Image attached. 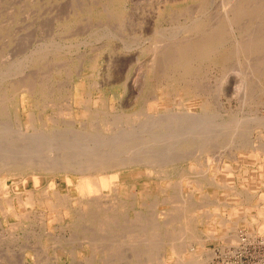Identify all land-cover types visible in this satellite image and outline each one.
I'll return each instance as SVG.
<instances>
[{"label":"rangeland","instance_id":"obj_1","mask_svg":"<svg viewBox=\"0 0 264 264\" xmlns=\"http://www.w3.org/2000/svg\"><path fill=\"white\" fill-rule=\"evenodd\" d=\"M232 1L0 0V75L3 76V78L0 76V144H4V150L10 146L9 143L13 148L15 144V147L17 148H14V151L11 147L9 148L16 155L14 157H19L21 154L28 155L30 152H36L34 154L40 153L38 154L39 156L46 158L49 157V159L51 158L54 160L57 159V161L64 164L67 160H74V157H70L72 155L76 156L77 152L81 150L80 147L82 148L81 151H83L84 149L86 150V148L92 150L93 148L91 149V147L94 146V148H96L95 151L99 150L97 152L98 154L102 151H112L113 146L111 143L114 138L111 139V137L113 133L117 131L116 133H119V135H127L131 129L130 134L135 133L136 136L139 135V137L136 138L137 142L135 144H128V149H131L129 154L132 156H140L141 154L136 155L133 152L138 150V153H143L142 151L148 150L147 152L152 154L155 153V155L158 156H164L167 154L172 159V162L170 163L163 160L160 162L161 165L155 164L154 170L156 172L154 173V176H148L145 167L142 165L133 168V172L131 171L132 173L127 169L121 171V176L125 178H123V185L107 197L115 204L107 212H100L101 214L99 213V216L97 215L95 218H92L89 214L87 215L83 213L84 209L77 202L80 193L76 188L77 175L75 173H69L70 176H72L73 183L68 185L65 182V175L61 171H46L38 168L33 171L31 170L30 172L27 171V173L24 172L25 174H21L22 171L18 170H13L8 173L0 172V177L4 175L7 185L9 186V192L7 194L3 193V195L0 193V205H4L3 209H7L8 213L11 211V214L4 213L5 216H3L2 221L0 220V250H2L0 253H3L2 257H0V264H25V262L26 264H44L43 262H45V264H264V228H262L264 226V45L262 44L264 41L262 42L263 39L260 41V39L264 37H261V35H264V22H262L264 21V18L260 20V18L264 16V8L262 6L264 5V0ZM230 2H232V4ZM257 5L258 7H256ZM257 8H260L258 14H256V10H258ZM229 10L233 11L231 12ZM243 10L246 11V14ZM228 11L230 13H228ZM240 12L242 16H239L240 14L238 13ZM260 12L263 14L260 15ZM248 13L250 14L248 15ZM251 13H253L254 16L251 15ZM232 14L235 16L233 17ZM193 19L194 21H192ZM224 20H229V22L225 23ZM209 21L212 24L206 25ZM234 22L235 24H233ZM186 24L188 26H185ZM223 24L225 25V28ZM209 25L212 26L210 27ZM259 26H262L261 28H263L261 31L257 29H260ZM178 30L181 32L178 33ZM245 31L247 33H244ZM153 32L156 33L153 34ZM165 32L166 36L164 35ZM212 32H214V34L211 35ZM201 33L205 36H202ZM243 33L248 36H244ZM172 34H175V36L173 37ZM167 36L170 38L168 37V39ZM252 36L255 38L256 42H260L256 43L253 41L254 39ZM156 37L158 39L159 37H162L160 38V44L162 46L158 43L160 41L157 40ZM186 37L187 39H185ZM188 37L190 38L188 39ZM234 37L238 39L235 40ZM251 37L253 42L250 40ZM199 38H201L200 42L198 40ZM239 38L243 40H240ZM172 39H174V41ZM176 39L178 40L175 41ZM238 40L241 41V44L243 42L246 43L245 41L248 40L250 42L248 41L246 45H244V43L239 45L240 42ZM162 41L165 42L162 43ZM235 41L236 43L237 41L239 42L237 43L238 45ZM156 42L158 43V46H154ZM177 42H179V44H177ZM163 44H167L165 45L166 47ZM222 44L224 47H221ZM248 44L250 45L248 46ZM258 44L263 47L260 46L257 48ZM217 46L219 47L216 48ZM234 46L236 48H234ZM181 47L186 49L189 48L186 58L189 63L187 62V64L181 62L182 59L180 57L182 54L180 53L183 49ZM240 47L242 49L247 48L248 51L247 49L244 51L241 50L242 53H240V51H238ZM249 47L252 49H249ZM232 48L235 50L233 49V51ZM221 49H223V51H221ZM207 50L210 51L207 52ZM203 51L206 53L202 56ZM257 51L260 53H257ZM246 52L248 54L252 53V55H247ZM209 54L211 57H208ZM25 57L27 58V61ZM207 57L211 59H208ZM194 59H196L195 65ZM207 60L210 61L208 62ZM260 60L262 61L260 62ZM158 62L161 63L159 64ZM204 63L206 67L203 65ZM14 64L18 65L15 66ZM158 64L159 66H157ZM164 64H167L166 67ZM199 64L202 65L200 66ZM89 65L91 67H89ZM67 66L69 68H67ZM162 66L164 70L161 68ZM68 69L71 71L69 70L67 72ZM197 69L200 71V74H198ZM256 69L258 71H256ZM42 70L44 71L40 74ZM12 71L17 72V74ZM255 71L257 74L255 73L252 75ZM259 72H261V75ZM259 76L261 77L259 78ZM189 77H191L190 80ZM29 78L30 80L33 79L31 83L29 82ZM20 79L24 81H21ZM196 79L202 88H200ZM16 81L17 83H15ZM194 83H197L198 85L196 84L197 86H195ZM245 83L249 87L252 86V89L247 88L246 90ZM30 84L32 85V91L30 90L31 87L28 89ZM192 84H194V86ZM254 86L256 87L254 88ZM197 87L199 88L197 89ZM176 90L178 91L176 92ZM182 92L185 94H182ZM151 96H154V98ZM205 96L207 99L209 98L208 101ZM85 98H89V101ZM204 100L206 101V104ZM84 101L86 103H84ZM207 102H209V104ZM177 104L180 105L177 106ZM188 104L193 106L191 109L192 111L187 109ZM63 108H66L64 110L68 111H64ZM160 108H162V110ZM6 109L7 112H5ZM88 111L90 112L88 113ZM150 111L153 113L149 116ZM154 111L157 113L155 114ZM159 114L161 116L160 120L163 118L168 119L165 124L159 122ZM201 114L206 119L202 118V116H200ZM46 115L50 117L48 118ZM143 116H145V118H143ZM157 116L158 122H156ZM70 117H72V122H70ZM208 117H212V120ZM29 118L31 119L30 121ZM195 119H198L200 122L202 121L203 125ZM151 120L154 123H151ZM190 120L192 121L191 123H196V125H191ZM221 120H224V123ZM227 120L228 122H226ZM2 121H4V123ZM46 122L49 123L47 124ZM149 122L151 124H149ZM78 123H80L81 126ZM82 124H84V126ZM179 124H181L180 127H178ZM185 124L187 126H185ZM204 124L206 126H204ZM219 124H221V126ZM182 127L183 129H181ZM186 127L187 130L185 131ZM135 128L140 131L135 130ZM191 128L193 132H189L191 131ZM121 130L127 131L126 134L124 132L122 133ZM132 130L133 132H131ZM37 131H42V133L39 132L38 134ZM202 131L204 132L201 134ZM213 131H216V133H212ZM24 132H29L28 135L33 134L27 138V134L25 135ZM17 134L20 136L18 137ZM40 134H43L44 137L47 136L45 137L47 140L43 135L42 137L44 139L39 136ZM173 134L174 138L168 140ZM23 135L27 139H24ZM150 135H160L161 137L163 135L164 137L162 142H157L158 144H155L150 141ZM33 136H37L38 138L34 137L33 141ZM13 137H15V139ZM49 137L51 141L48 139ZM54 137L61 142H57V139ZM96 137L97 141L98 139L103 140L100 138L103 137L105 142H101V140V143L95 141ZM81 138L85 139V141ZM90 138H92L93 140H91L93 142L95 141V143L91 140H88L89 142L86 140ZM28 140V147H26V145L23 146ZM43 140H46V143L49 141V143L46 144ZM55 140L57 144H55ZM233 140L235 142H233ZM255 140L257 142H255ZM31 141H33L32 143H35L34 145L37 144L39 149H36V146L34 145V147L31 146ZM39 141L40 143L44 142L43 145L46 144V147L44 148H46L45 150L47 152L43 150V145L38 143ZM53 144H55V146L57 145V148H54L55 146L53 147ZM76 144L79 146L78 149ZM96 144L98 147H96ZM1 145L0 149H3ZM17 145H20L21 147L19 146V148ZM41 145L42 147H40ZM65 145H67V149L63 148ZM99 145H101L100 148ZM58 147L61 148L59 149ZM33 148L35 151L32 150ZM156 149L157 151H155ZM22 150L29 151L23 152ZM90 150L87 155L93 157L94 153ZM139 150L142 151L140 152ZM152 150H154V152H151ZM213 151H215V153ZM68 153H71L72 155H69ZM172 153H176V156ZM182 154H185V156ZM172 155L175 157H172ZM177 155H181V158H176L178 157ZM206 156H208L209 161L205 160L207 159ZM210 156L212 158H210ZM226 163L229 166H226ZM215 164L218 166L220 165L219 168ZM195 165H197V167ZM239 165H241V167ZM199 168L202 170H199ZM218 169L221 170V172ZM225 171L226 173H224ZM32 174L37 177L39 176L38 179L40 180L37 185H34L33 178L31 177ZM22 178L24 179V183ZM50 181L53 182V186H50ZM14 182H17L16 190L13 189ZM199 187H202L203 189ZM43 189H45V191ZM46 190L48 193L51 191L48 197L43 195V192H46ZM234 190L235 192H233ZM28 191L32 193L34 192L33 195L36 201L33 205L29 202ZM105 192L108 193L110 191H107L106 189ZM205 192L207 194H205ZM176 196L178 197L176 198ZM5 199L9 200L10 204H7L9 202ZM4 200L6 201V205L4 204ZM199 203L201 205H199ZM17 205L21 206L17 207ZM204 205H206V207ZM1 206L0 209L2 210ZM197 207L203 208L198 209ZM202 210L204 213H202ZM205 212L210 214L207 215ZM179 214L181 217H179ZM218 214L220 215L218 216ZM170 216L172 217L171 221H169L171 218ZM243 216L246 220H244ZM175 217H177V219ZM226 217H229L230 219L227 218V220ZM213 218H215L214 222H212ZM42 219L43 221H41ZM164 219L166 220L164 221ZM209 219L210 221H208ZM258 219L260 221L255 222L256 220L258 221ZM219 220L224 221L220 222ZM260 222L263 225H261ZM257 223L259 226L261 225L260 228ZM58 225H60V227ZM209 228L210 230H208ZM226 229L227 231H225ZM118 232L121 233L119 234ZM136 232L139 233L140 237L137 236L132 238V234ZM163 232L166 233L164 234ZM225 232L226 236L224 235ZM173 233L176 235V238L173 237L172 241L176 244V247L172 250L167 243L169 242V238L172 235L174 236ZM127 234L131 237H128ZM180 234H182L183 238ZM232 234H237L238 236L235 237ZM82 235L86 236L82 237ZM167 235L170 236L168 237ZM222 235H224V239L222 237L221 240ZM233 236L235 239L232 238ZM238 237L242 238L243 242L242 240H238ZM244 237L246 238L245 242ZM232 239L234 243L232 242ZM160 240H162L161 244H159ZM155 242H157V246L153 248L152 243ZM44 244L46 247H44ZM158 245L161 247L158 248ZM60 249L63 252H58ZM139 249L140 252L138 251ZM232 250L235 253H232ZM209 252H211L210 255ZM134 253L137 254L134 255ZM134 256H136V258ZM137 258H140L141 260H138ZM197 260L200 261L198 262Z\"/></svg>","mask_w":264,"mask_h":264},{"label":"bare ground","instance_id":"obj_2","mask_svg":"<svg viewBox=\"0 0 264 264\" xmlns=\"http://www.w3.org/2000/svg\"><path fill=\"white\" fill-rule=\"evenodd\" d=\"M77 1V0H76ZM165 1V0H164ZM168 1V0H167ZM232 1V0H231ZM170 2V1H169ZM178 2V1H177ZM233 2V1H232ZM232 2H230L231 4H232ZM105 3V2H104ZM238 3V2H237ZM172 4V3H171ZM245 4V3H244ZM247 4V3H246ZM264 4V3H263ZM76 5V4H75ZM101 5H103V4H101ZM230 5V4H229ZM254 5V4H253ZM252 5V6H253ZM78 6V5H77ZM79 6H80V4H79ZM78 6V7H79ZM238 6V5H237ZM263 6V8H264V5H262ZM185 7V6H184ZM188 7H189V5H188ZM235 7V6H234ZM234 7H233V9H234ZM256 7H258V5L256 6ZM81 8V7H80ZM201 8V7H200ZM232 8V7H231ZM250 8V7H249ZM262 8V7H261ZM102 9H104V8H102ZM187 9V8H186ZM198 9V8H197ZM258 9V8H257ZM254 10H256V9H254ZM253 10V11H254ZM264 10V9H263ZM191 11V10H190ZM224 11V10H223ZM229 11H231V10H229ZM228 11V13H230ZM233 11V10H232ZM231 11V12H232ZM240 11H242V10H240ZM252 11V12H253ZM257 11V13L256 14H258V11H260V8L258 9V10H256ZM261 11H262V9H261ZM187 12H188V10H187ZM205 12V11H204ZM237 12V11H236ZM243 12L246 14V11L245 10H243ZM249 12V11H248ZM251 12V11H250ZM255 12V11H254ZM253 12V13H254ZM182 13V12H181ZM253 13H251V15H253ZM180 14V13H179ZM183 14V13H182ZM234 14H235V12H234ZM234 14H232L233 15V17L235 16ZM237 14V13H236ZM238 14H240L239 16H242L241 15V12L240 13H238ZM250 13H248V15H249ZM261 14H263L262 12H260V15ZM176 15V14H175ZM188 15V14H187ZM190 15V14H189ZM227 15V14H226ZM259 15V16H260ZM191 16V15H190ZM238 16V15H237ZM254 16V15H253ZM228 18V17H227ZM226 18V19H227ZM239 18V17H238ZM240 18H242V17H240ZM262 18H264V16L263 17H261L260 18V20L262 19ZM79 19V18H78ZM81 19V18H80ZM205 19V18H204ZM204 19H203V21H204ZM208 19V18H207ZM230 19V18H229ZM234 19V18H233ZM191 20V19H190ZM209 20H210V18H209ZM212 20V19H211ZM231 20H232V17H231ZM236 20V19H235ZM189 21V20H188ZM192 21H194V19L192 20ZM206 21V20H205ZM225 21V20H224ZM237 21V20H236ZM71 22V21H70ZM214 22V21H213ZM228 23L229 22V20L227 21H225V23ZM262 22H264V21H262ZM173 23V22H172ZM171 23V24H172ZM193 23V22H192ZM216 23V22H215ZM68 24V23H67ZM67 24H65V25H67ZM99 24V23H98ZM171 24H169V25H171ZM188 24V23H187ZM185 25V26H188V25ZM207 24H212L210 21H209V23H206V25ZM214 24V23H213ZM233 24H235V22L233 23ZM100 25V24H99ZM179 25V24H178ZM178 25H177V27H178ZM217 25V24H216ZM173 26V25H172ZM171 26V27H172ZM181 26H183V25H181ZM195 26V25H194ZM210 26V25H209ZM212 26V25H211ZM210 26V27H211ZM223 26H224V28H225V25L223 24ZM230 26H231V24H230ZM180 27V26H179ZM208 27V26H207ZM206 27V28H207ZM218 27V26H217ZM239 27V26H238ZM238 27H237V29H238ZM260 27V26H259ZM262 27V26H261ZM260 27V29L259 28H257L258 30H262L263 28H261ZM77 28V27H76ZM170 28V27H169ZM174 28V27H173ZM154 29V28H153ZM152 29V30H153ZM172 29V28H171ZM177 29V28H176ZM179 29V28H178ZM211 29V28H210ZM214 29V28H213ZM215 29H217V28H215ZM151 30V31H152ZM180 30V29H179ZM178 30V33L179 32H181V31H179ZM223 30H225V29H223ZM246 30V29H245ZM252 30V29H251ZM264 30V29H263ZM106 31V30H105ZM154 31H155V29H154ZM156 31H157V29H156ZM161 31V30H160ZM174 31V30H173ZM193 31V30H192ZM243 31V30H242ZM211 32V31H210ZM222 32V31H221ZM240 32H241V30H240ZM263 32V31H262ZM156 33V32H155ZM154 32H153V34H155ZM177 33V32H176ZM186 33V32H185ZM199 33V32H198ZM209 33V32H208ZM244 33H247L246 31L244 32ZM244 33H243V35H244ZM258 33V32H257ZM162 34V33H161ZM169 34V33H168ZM181 34V33H180ZM192 34V33H191ZM194 34V33H193ZM202 34V33H201ZM201 34H200V37H201ZM205 34V33H204ZM212 34H214V32H212L211 33V35ZM222 34V33H221ZM165 36H166V32H165V34H164ZM179 35V34H178ZM182 35H183V33H182ZM217 35V34H216ZM238 35V34H237ZM241 35V34H240ZM247 34H245L244 36H246ZM261 35V34H260ZM64 36V35H63ZM152 36V35H151ZM161 36V35H160ZM164 36V37H165ZM172 36L174 37L175 36V34L173 35L172 34ZM191 36H194V35H191ZM202 36H205V35H203L202 34ZM223 36V35H222ZM248 36V35H247ZM246 36V37H247ZM250 36V35H249ZM255 36H257V35H255ZM258 36H259V34H258ZM262 36H264V35H261V37ZM169 36H167V38H168ZM173 37H171V38H173ZM176 37H177V35H176ZM175 37V38H176ZM179 37V36H178ZM182 37H185V36H182ZM196 37V36H195ZM209 37H210V35H209ZM239 37H242V36H239ZM253 37V36H252ZM252 37L250 38V40L252 39ZM261 37H259V38H261ZM149 38H151V37H149ZM157 38V37H156ZM155 38V39H156ZM160 38H162V37H159V39L157 38V40H159L160 42H158L159 44L161 43V40H160ZM170 38V37H169ZM168 38V39H169ZM190 37H188V39H189ZM192 38V37H191ZM212 38V37H211ZM235 38V37H234ZM244 38V37H243ZM166 39V38H165ZM168 39H166V40H168ZM185 39H187V37L185 38ZM184 39V40H185ZM200 39L201 38H199L198 40H199V42H200ZM238 38H235V40H237ZM240 39V38H239ZM248 39V38H247ZM246 39V40H247ZM253 41H255V38L253 37ZM257 39V38H256ZM263 39V40H262ZM173 41H174V39H172ZM178 39H176L175 41H177ZM184 40H182V41H184ZM208 40V39H207ZM240 40H243V39H240ZM262 40V42L264 41V37L263 38H261L260 39V41ZM194 41V40H193ZM196 41H197V38H196ZM209 41V40H208ZM232 41V40H231ZM239 41V40H238ZM237 41V43H239V45L241 44V41H239L238 42ZM249 41V40H248ZM248 41H245L246 43H244L243 41V43H244V45H246L247 44V42ZM252 41V40H251ZM252 41V42H253ZM259 41V42H260ZM88 42V41H87ZM165 42V41H164ZM163 41H162V43H164ZM168 42V41H167ZM180 42V41H179ZM179 42H177V44H179ZM229 42V41H228ZM250 42V41H249ZM251 42V43H252ZM256 42V41H255ZM255 42H254V44H255ZM259 42H256V43H259ZM261 42V43H262ZM157 42H156V44L154 45V43H153V45L154 46H158L157 44H158ZM202 43V42H201ZM232 43H233V41H232ZM231 43V44H232ZM235 43H236V41H235ZM236 43V44H237ZM242 43V44H243ZM250 43V44H251ZM49 44V43H48ZM138 44V43H137ZM142 44V43H141ZM175 44H176V42H175ZM224 44V43H223ZM223 44L221 45V47L223 46ZM235 44V45H236ZM241 44V45H242ZM250 44H248V46L250 45ZM263 45H264V42L262 43ZM139 45V44H138ZM161 45V44H160ZM159 45V46H160ZM164 45V44H163ZM165 45H167V44H165ZM164 45V46H165ZM181 45V44H180ZM230 45V44H229ZM238 45V44H237ZM243 45V46H244ZM252 45V44H251ZM162 46V45H161ZM193 46V45H192ZM201 46V45H200ZM199 46V47H200ZM260 46H262V45H260ZM259 46V44H258V47L257 48H259L260 47ZM166 47V46H165ZM189 47V46H188ZM219 46H217L216 48H218ZM224 47V46H223ZM242 47V46H241ZM240 47V48H241ZM263 47V46H262ZM155 48V47H154ZM153 48V49H154ZM173 48V47H172ZM181 48H183V47H181ZM197 48V47H196ZM201 48H202V46H201ZM213 48V47H212ZM234 48H236L235 46H234ZM234 48H232V50L234 49ZM237 48H238V46H237ZM239 48V49H240ZM246 48V47H245ZM41 49H43V48H41ZM59 49H60V47H59ZM167 49V48H166ZM189 49V48H188ZM188 49H186V48H183L182 49V52L180 53V54H182V56L180 57L181 59H182V61L181 62H183V63H186L187 64V60H186V58H187V55H188V52H189V50ZM203 49V48H202ZM220 49V48H219ZM238 49V51H240V53H242L241 52V50L242 51H244V50H246V49H240L239 50ZM249 49H252V48H250L249 47ZM160 50V49H159ZM195 50V49H194ZM217 50V49H216ZM235 50V49H234ZM233 50V51H234ZM257 50V49H256ZM255 50V51H256ZM264 50V49H263ZM33 51V50H32ZM153 51H155V50H153ZM210 51V50H209ZM208 50H207V52H209ZM219 51V50H218ZM221 51H223V49H221ZM229 51H231V50H229ZM238 51H237V53H238ZM247 51H248V49H247ZM254 51V52H255ZM204 52V51H203ZM202 52V56L206 53V52H204L203 53ZM259 51H257V53H258ZM264 52V51H263ZM154 53V52H153ZM213 53V52H212ZM217 53V52H216ZM228 53V52H227ZM260 53V52H259ZM262 53V52H261ZM33 54V53H32ZM57 54V53H56ZM167 54V53H166ZM165 54V55H166ZM200 54V53H199ZM223 54V53H222ZM239 54V53H238ZM245 54V53H244ZM246 54L247 55H252V53H250V54H248L247 52H246ZM27 55V54H26ZM31 55V54H30ZM37 55V54H36ZM177 55V54H176ZM207 55H208V53H207ZM216 55V54H215ZM226 55V54H225ZM228 55V54H227ZM234 55V54H233ZM242 55V54H241ZM224 56V55H223ZM222 56V57H223ZM239 56V55H238ZM243 56H245V55H243ZM32 57V56H31ZM152 57V56H151ZM208 57H211L210 56V54H209V56ZM207 57V58H208ZM216 57H218V56H216ZM222 57H221V60H222ZM231 57V56H230ZM26 58V57H25ZM198 58H200V57H198ZM198 58H197V60H198ZM203 58V57H202ZM204 58H205V56H204ZM226 58H228V57H226ZM246 58V57H245ZM193 59V58H192ZM208 59H211V58H208ZM218 59V58H217ZM238 59H239V57H238ZM241 59V58H240ZM23 60V59H22ZM30 60V59H29ZM78 60V59H77ZM195 60L196 59H194V65H195ZM214 60H215V58H214ZM220 60V59H219ZM263 60V59H262ZM262 60H260V62L262 61ZM17 61V60H16ZM26 61H27V58H26ZM25 61V62H26ZM31 61V60H30ZM64 61H66V60H64ZM82 61V60H81ZM172 61V60H171ZM199 61V60H198ZM208 62L210 61V60H207ZM213 61V60H212ZM238 61V60H237ZM15 62V61H14ZM13 62V63H14ZM19 62V61H18ZM22 62V61H21ZM46 62H47V60H46ZM51 62H53V61H51ZM61 62V61H60ZM63 62V61H62ZM200 62V61H199ZM199 62H196V63H199ZM216 62H217V60H216ZM220 62V61H219ZM11 63H12V61H11ZM16 63V62H15ZM28 63V62H27ZM44 63V62H43ZM57 63V62H56ZM59 63V62H58ZM95 63V62H94ZM159 63V62H158ZM161 63V62H160ZM159 63V64H160ZM164 63H166V62H164ZM189 63V62H188ZM223 63V62H222ZM263 63V62H262ZM25 64V63H24ZM159 64L157 65V66H159ZM193 64V63H192ZM225 64V63H224ZM258 64V63H257ZM260 64V63H259ZM15 65V64H14ZM18 65V64H17ZM17 65H15V66H17ZM59 65V64H58ZM165 65V67H166V65L167 64H164ZM172 65V64H171ZM200 65V64H199ZM202 65V64H201ZM200 65V66H201ZM204 66H205V63L203 64ZM24 66V65H23ZM31 66V65H30ZM51 66V65H50ZM63 66V65H62ZM9 67V66H8ZM7 67V68H8ZM14 67V66H13ZM20 67V66H19ZM18 67V68H19ZM29 67V66H28ZM59 67H60V65H59ZM89 67H91L90 65H89ZM206 67V66H205ZM33 68V67H32ZM39 68V67H38ZM67 68H69L68 66H67ZM161 68H163V66L161 67ZM6 69V68H5ZM17 69V68H16ZM54 69H55V67H54ZM53 69V70H54ZM160 69V68H159ZM254 69V68H253ZM252 69V70H253ZM257 69H261V68H257ZM256 69V71H258ZM35 70V69H34ZM66 70V69H65ZM64 70V71H65ZM70 69H68L67 70V72L69 71ZM77 70V69H76ZM163 70H164V68H163ZM180 70V69H179ZM194 70V69H193ZM198 70V69H197ZM201 70V69H200ZM251 70V71H252ZM4 71V70H3ZM43 71L44 70H42V72L40 73V74H42L43 73ZM50 71V70H49ZM71 71V70H70ZM156 71V70H155ZM171 71V70H170ZM195 71H196V69H195ZM256 71L255 72H253L252 73V75L253 74H255L256 73ZM8 72V71H7ZM6 72V73H7ZM11 72V71H10ZM12 72H15V71H12ZM160 72V71H159ZM167 72H169V71H167ZM198 72V74H200V71L198 70L197 71ZM5 73V74H6ZM21 73H23V72H21ZM47 73V72H46ZM50 73V72H49ZM48 73V74H49ZM70 73V72H69ZM172 73V72H171ZM202 73H204V72H202ZM260 73V75H261V72H259ZM7 74H9V73H7ZM15 74H17V72H15ZM14 74V75H15ZM34 74V73H33ZM161 74V73H160ZM257 74V73H256ZM11 75V74H10ZM45 75H47V74H45ZM68 75V74H67ZM197 75V74H196ZM203 75V74H202ZM247 75V74H246ZM259 75V74H258ZM257 75V76H258ZM1 76V75H0ZM27 76V75H26ZM35 76V75H34ZM39 76V75H38ZM44 76V75H43ZM64 76V75H63ZM187 76V75H186ZM185 76V77H186ZM191 76V75H190ZM243 76V75H242ZM2 78H3V76H1ZM9 77V76H8ZM20 77V76H19ZM25 77V76H24ZM155 77V76H154ZM158 77V76H157ZM162 77H164V76H162ZM193 77H195V76H193ZM192 77V78H193ZM200 77V76H199ZM261 76H259V78H260ZM6 78V77H5ZM33 78V77H32ZM166 78V77H165ZM165 78H164V80H165ZM190 78L191 77H189V80H190ZM252 78H253V76H252ZM251 78V79H252ZM255 78V77H254ZM23 79V78H22ZM34 79V78H33ZM33 79H31L30 80V78H29V82L31 83L32 82V80ZM163 79V78H162ZM200 79V78H199ZM10 80V79H9ZM21 80V79H20ZM163 80V81H164ZM247 80V79H246ZM21 81H24V80H21ZM48 81V80H47ZM196 81L198 82V80L196 79ZM201 81H203V80H201ZM28 82V81H27ZM59 82V81H58ZM248 82V81H247ZM253 82V81H252ZM14 83V82H13ZM15 83H17V81L15 82ZM14 83V84H15ZM60 83V82H59ZM199 83V82H198ZM203 83V82H202ZM43 84V83H42ZM76 84V83H75ZM180 84V83H179ZM195 84V83H194ZM194 84H192L193 86H194ZM197 84V83H196ZM195 84V86H197ZM256 84H257V82H256ZM29 85V84H28ZM32 85H33V83H32ZM31 84H30V86H28V89H30V87L32 86ZM34 85H35V82H34ZM154 85V84H153ZM181 85V84H180ZM189 85V84H188ZM199 85H200V83H199ZM245 85H246V83H245ZM25 86V85H24ZM85 86V85H84ZM162 86H164V85H162ZM175 86H177V85H175ZM192 86V87H193ZM207 86V85H206ZM34 87V86H33ZM43 87H44V85H43ZM54 87V86H53ZM191 87V88H192ZM211 87V86H210ZM219 87V86H218ZM252 87V86H251ZM251 87H249V86H247L246 85V90H247V88H251ZM256 86H254V88H255ZM186 88V87H185ZM199 87H197V89H198ZM200 88H202V86L200 85ZM85 89V88H84ZM182 89V88H181ZM196 89V88H195ZM204 89V88H203ZM202 89V90H203ZM252 89V88H251ZM31 91H32V87H31V89H30ZM29 90V91H30ZM47 90H49V89H47ZM200 90V89H199ZM198 90V91H199ZM51 91V90H50ZM57 91V90H56ZM165 91V90H164ZM178 90H176V92H177ZM187 91V90H186ZM197 91V90H196ZM204 91V90H203ZM206 91H208V90H206ZM254 91V90H253ZM85 92V91H84ZM175 92V93H176ZM193 92V91H192ZM199 92H201V91H199ZM217 92H219V91H217ZM216 92V93H217ZM245 92V91H244ZM247 92V91H246ZM31 93V92H30ZM29 93V94H30ZM51 93H53V92H51ZM157 93V92H156ZM163 93V92H162ZM205 93V92H204ZM203 93V94H204ZM248 93V92H247ZM7 94V93H6ZM22 94H23V92H22ZM43 94V93H42ZM85 94V93H84ZM154 94V93H153ZM169 94V93H168ZM182 94H185V93H183L182 92ZM194 94V93H193ZM197 94V93H196ZM195 94V95H196ZM244 94V93H243ZM21 95V94H20ZM73 95V94H72ZM188 95V94H187ZM191 95V94H190ZM198 95V94H197ZM201 95V94H200ZM246 95V94H245ZM168 96V95H167ZM167 96H165V97H167ZM221 96V95H220ZM152 98H154V96H151ZM177 97H179V96H177ZM206 97V96H205ZM213 97H215V96H213ZM246 97H247V95H246ZM21 98V97H20ZM78 98V97H77ZM172 98H173V96H172ZM193 98H195V97H193ZM203 98V97H202ZM27 99H29V98H27ZM86 99V98H85ZM159 99V98H158ZM164 99V98H163ZM243 99H244V97H243ZM246 99V98H245ZM248 99H250V98H248ZM22 100V99H21ZM46 100V99H45ZM68 100V99H67ZM71 100V99H70ZM86 100H88L89 101V98L88 99H86ZM172 100V99H171ZM206 100L208 101L209 100V98L207 99V97H206ZM258 100V99H257ZM256 100V101H257ZM23 101V100H22ZM100 101V100H99ZM189 101V100H188ZM201 101V100H200ZM205 101V100H204ZM203 101V102H204ZM246 101V100H245ZM250 101V100H249ZM255 101V102H256ZM6 102V101H5ZM21 102V101H20ZM26 102V101H25ZM30 102V101H29ZM202 102V101H201ZM211 102V101H210ZM215 102V101H214ZM213 102V103H214ZM218 102H219V100H218ZM252 102V101H251ZM84 103H86L85 101H84ZM83 103V104H84ZM160 103V102H159ZM188 103V102H187ZM192 103V102H191ZM208 104H209V102H207ZM49 104V103H48ZM80 104V103H79ZM82 104V105H83ZM100 104V103H99ZM205 104H206V101H205ZM215 104V103H214ZM248 104V103H247ZM246 104V105H247ZM255 104V103H254ZM21 105V104H20ZM29 105V104H28ZM31 105V104H30ZM180 104H177V106H179ZM218 105V104H217ZM242 105V104H241ZM249 105V104H248ZM247 105V106H248ZM3 106V105H2ZM43 106H45V105H43ZM75 106V105H74ZM80 106V105H79ZM184 106H185V104H184ZM195 106V105H194ZM213 106H216V105H213ZM93 107V106H92ZM115 107V106H114ZM242 107V106H241ZM6 108V107H5ZM29 108V107H28ZM79 108V107H78ZM91 108V107H90ZM96 108H97V106H96ZM177 108V107H176ZM179 108V107H178ZM185 108V107H184ZM193 108V106L191 105V104H188L187 105V109L188 110H191ZM220 108V107H219ZM218 108V109H219ZM64 109H66V108H63V110ZM85 109V108H84ZM109 109V108H108ZM115 109V108H114ZM161 110H162V108H160ZM165 109V108H164ZM183 109V108H182ZM200 109V108H199ZM217 109V108H216ZM244 109V108H243ZM61 110V109H60ZM26 111V110H25ZM64 111H66V110H64ZM68 111V110H67ZM66 111V112H67ZM147 111V110H146ZM192 111V110H191ZM5 112H7V109H6V111ZM57 112H59V111H57ZM61 112V111H60ZM71 112V111H70ZM78 112V111H77ZM90 111H88V113H89ZM92 112V111H91ZM145 112V111H144ZM155 112V111H154ZM220 112V111H219ZM63 113H65V112H63ZM62 113V114H63ZM87 113V112H86ZM94 113V112H93ZM101 113V112H100ZM146 113V112H145ZM153 113V112H152ZM151 113V111H150V113H149V116H150V114H152ZM157 112H155V114H156ZM180 113V112H179ZM208 113V112H207ZM224 113V112H223ZM65 114H67V113H65ZM69 114V113H68ZM72 114V113H71ZM74 114H75V112H74ZM95 114H97V113H95ZM117 114V113H116ZM126 114V113H125ZM130 114V113H129ZM170 114V113H169ZM183 114V113H182ZM186 114H188V113H186ZM193 114H195V113H193ZM212 114H214V113H212ZM229 114H230V111H229ZM244 114V113H243ZM43 115V114H42ZM64 115V114H63ZM70 115V114H69ZM171 115V114H170ZM174 115V114H173ZM176 115H178V114H176ZM175 115V116H176ZM190 115V114H189ZM199 115V114H198ZM197 115V116H198ZM38 116V115H37ZM47 116V115H46ZM67 116V115H66ZM76 116V115H75ZM115 116V115H114ZM128 116V115H127ZM142 116V115H141ZM147 116H148V114H147ZM146 116V117H147ZM164 116H166V115H164ZM183 116V115H182ZM192 116V115H191ZM200 116H202V118H204V116L201 114ZM200 116H199V120H200ZM212 116V115H211ZM22 117V116H21ZM48 117V116H47ZM50 117V116H49ZM48 117V118H49ZM79 117V116H78ZM82 117V116H81ZM170 117H172V116H170ZM196 117V116H195ZM233 117V116H232ZM235 117V116H234ZM55 118H57V117H55ZM71 119H70V122H72L71 120H72V117H70ZM85 118V117H84ZM143 118H145V116H143ZM162 118H163V116H162ZM194 118V117H193ZM196 118H198V117H196ZM209 118V117H208ZM222 118V117H221ZM250 118V117H249ZM22 119V118H21ZM35 119V118H34ZM44 119H45V117H44ZM53 119V118H52ZM96 119V118H95ZM157 121L156 122H158V116H157ZM161 119V116H160V114H159V120ZM204 119H206V118H204ZM209 119H211L212 120V117L211 118H209ZM251 119V118H250ZM250 119H248V120H250ZM31 119L29 118V121H30ZM39 120V119H38ZM137 120H138V118H137ZM143 120H145V119H143ZM143 120H141V121H143ZM155 120V119H154ZM167 118H163L162 120H160L159 122L161 123V124H165L166 122H167ZM192 120V119H191ZM190 120V123L192 122ZM194 120V119H193ZM196 120V119H195ZM198 120V119H197ZM196 120V121H197ZM198 120V122H200ZM246 120H247V118H246ZM52 121V120H51ZM55 121V120H54ZM56 121H57V119H56ZM181 121V120H180ZM185 121H188V120H185ZM222 122L224 121V120H221ZM237 121H238V119H237ZM237 121H236V124H237ZM244 121V120H243ZM1 122V121H0ZM3 123H4V121H2ZM7 122V121H6ZM138 122V121H137ZM136 122V123H137ZM155 122V123H156ZM202 122V121H201ZM200 122V124H202L203 125V122L201 123ZM208 122V121H207ZM207 122H206V125H207ZM215 122V121H214ZM219 122V121H218ZM217 122V123H218ZM226 122H228V120L226 121ZM225 122V123H226ZM230 122H235V121H230ZM248 122V121H247ZM47 123V122H46ZM46 123H44V124H46ZM49 123V122H48ZM47 123V124H48ZM56 123V122H55ZM85 123V122H84ZM93 123V122H92ZM139 123H140V121H139ZM151 123H154V122H152V120H151ZM150 122H149V124H151ZM182 123V122H181ZM212 123V122H211ZM224 123V122H223ZM10 124V123H9ZM44 124H42V125H44ZM61 124V123H60ZM78 124H80V123H78ZM133 124V123H132ZM131 124V125H132ZM141 124V123H140ZM172 124V123H171ZM193 124H195L196 125V123H191V125H193ZM231 124V123H230ZM244 124V123H243ZM249 124V123H248ZM247 124V125H248ZM83 126H84V124H82ZM123 125V124H122ZM131 125H129V126H131ZM134 125V124H133ZM133 125H132V127H133ZM138 125V124H137ZM148 125V124H147ZM156 125V124H155ZM194 125V126H195ZM205 124H204V126H206ZM216 125V124H215ZM220 126H221V124H219ZM218 125V126H219ZM235 125V124H234ZM6 126V125H5ZM80 126H81V124H80ZM86 126V125H85ZM94 126V125H93ZM98 126V125H97ZM109 126H110V124H109ZM126 127H128L127 125H125ZM151 126V125H150ZM181 126V124H179L178 125V127H180ZM185 126H187L186 124H185ZM184 126V127H185ZM201 126V125H200ZM203 126V127H204ZM209 126V125H208ZM207 126V127H208ZM217 126V127H218ZM3 127V126H2ZM33 127V126H32ZM108 127V126H107ZM111 127V126H110ZM112 127H113V125H112ZM121 127V126H120ZM165 127V126H164ZM199 127V126H198ZM214 127H216V126H214ZM225 127V126H224ZM237 127V126H236ZM239 127V126H238ZM246 127V126H245ZM1 128V127H0ZM137 128H139V127H137ZM190 128V127H189ZM200 128V127H199ZM205 128V127H204ZM208 128H210V127H208ZM247 128V127H246ZM249 128V127H248ZM58 129H59V127H58ZM152 129V128H151ZM173 129V128H172ZM171 129V130H172ZM181 129H183V127L181 128ZM206 129V128H205ZM31 130H32V128H31ZM72 130H73V128H72ZM131 130V129H130ZM130 130H129V132L127 133V135H119V133L117 134L116 132H114L113 133V135H112V137H111V139H113L112 140V146H113V150L111 151V150H107V151H105V152H101V153H97L98 151H95L96 150V148H94V146L93 147H91V149L92 150H90V149H88V148H86V150L84 151H81L82 150V148L80 147V151L79 152H77V155L76 156H73L71 153L69 154V155H72L70 158H72V157H74V160H67V161H65V163L63 164V163H60V161H57V159L56 160H54V159H49V157L48 158H46V157H42V156H39L38 154H40V153H38V154H34V153H36V152H30V153H32V154H30V153H28V155H26V154H21L19 157L17 156V157H14V156H16L15 154H14V148H17V147H15V144H14V148H13V146L11 147V144L9 143V147H7V148H5V150H4V147L5 146H3V145H1L2 146V148L3 149H0L1 151H0V172L2 173V172H12L13 170H18V171H22L21 172V174L22 173H27V171L28 172H30L31 170L33 171L34 169H41V170H46V171H49V170H52V171H61V172H63L64 173V175H65V182L69 185V184H71V183H73V179H72V176H70V172H72V173H75L76 175H77V180H76V188L78 189V192L80 193V197H79V199H78V203H79V205L80 206H82V208L84 209V211H83V213H85V214H89L90 216H92V218H95L100 212L102 213V212H107L109 209H111L112 207H113V205L115 204L114 202H112V200H110V199H108L107 197H109L110 196V194L112 193V192H115L117 189H119V188H121V186L123 185V178L124 177H122L121 176V171H124L125 169H127V170H130L129 172H133V168H137V167H139V166H144L145 167V171H146V173H147V175L148 176H154V173L156 172L155 170H154V166H155V164H157V165H161L160 164V162H162L163 160L164 161H167V162H172V159H171V157H169L167 154L166 155H164V156H158V155H155V153L154 154H152V153H149V152H147V151H142V150H139L140 152L142 151L143 153H138L137 151H135V152H133V153H135L136 155H138V154H141L140 156H132L131 154H129V152H130V150L128 149L129 147H128V144H135L137 141V139L136 138H138L139 137V135H137L136 136V134L134 133V134H130ZM135 130H137L136 128H135ZM143 130V129H142ZM156 130V129H155ZM187 130V127H186V129H185V131ZM191 131H189V132H193L192 131V128L190 129ZM195 130V129H194ZM201 130H203V129H201ZM212 130V129H211ZM224 130V129H223ZM245 130V129H244ZM250 130V129H249ZM8 131V130H7ZM6 131V132H7ZM33 131V130H32ZM75 131V130H74ZM78 131V130H77ZM122 131V130H121ZM137 131H140V130H137ZM144 131V130H143ZM179 131V130H178ZM181 131H183V130H181ZM180 131V132H181ZM197 131H199V130H197ZM205 131V130H204ZM204 131H202L201 132V134L204 132ZM210 131V130H209ZM39 132H41L42 133V131H37V133L39 134ZM83 132V131H82ZM125 133L126 134V132L127 131H122V133ZM131 132H133V130L131 131ZM136 132V131H135ZM142 132V131H141ZM149 132V131H148ZM169 132V131H168ZM206 132V131H205ZM235 132V131H234ZM241 132V131H240ZM1 133V132H0ZM22 133V132H21ZM20 133V134H21ZM25 133V132H24ZM28 133L29 132H27V133H25V135L27 134L28 135ZM30 133H32V132H30ZM75 133H77V132H75ZM91 133V132H90ZM97 133V132H96ZM95 133V134H96ZM116 133V134H115ZM162 133H165V132H162ZM175 133H177V132H175ZM185 133H188V132H185ZM211 133V132H210ZM212 133H216V131L214 132H212ZM212 133H211V135H212ZM236 133V132H235ZM251 133V132H250ZM9 134V133H8ZM33 134V133H32ZM32 134H30V135H32ZM34 134H36V133H34ZM37 134V135H38ZM44 134V133H43ZM42 134V135H43ZM49 134V133H48ZM47 134V135H48ZM58 134V133H57ZM72 134V133H71ZM145 134V133H144ZM159 134V133H158ZM179 134V133H178ZM177 134V135H178ZM18 135V134H17ZM22 135V134H21ZM26 135V137L28 138V137H30V135H28L27 136ZM42 135L40 134L39 136H41L42 137ZM50 135V134H49ZM59 135V134H58ZM118 135V136H117ZM169 135V134H168ZM183 135V134H182ZM240 135V134H239ZM20 135H18V137H19ZM24 136V135H23ZM97 136H99V135H97ZM114 136H116V137H114ZM174 136V134L172 135V137L170 136L169 137V139L168 140H172V138H174L173 137ZM179 136V135H178ZM177 136V137H178ZM186 136V135H185ZM241 136V135H240ZM17 137V136H16ZM25 136H24V139H27ZM34 137H37V136H33V141H34ZM43 137H44V135H43ZM42 137V138H43ZM45 137H47V136H45ZM44 137V138H45ZM93 137V136H92ZM163 135H162V137L160 136V135H150V141H152V142H154L155 144H158V143H160V142H162V140H163ZM166 137V136H165ZM168 137V136H167ZM177 137H175V138H177ZM247 137V136H246ZM14 139H15V137H13ZM22 138V137H21ZM38 138V137H37ZM40 138V137H39ZM43 138V139H44ZM53 138V137H52ZM54 138H56V137H54ZM99 138V137H98ZM100 138H102L103 140H101V142H105L104 140V138L103 137H100ZM179 138V137H178ZM207 138H208V135H207ZM262 138V137H261ZM46 140H47V138H45ZM49 140H50V137L48 138ZM57 139V138H56ZM82 139V138H81ZM92 138H90V139H86L87 141L88 140H91ZM96 139V140H95ZM94 140L95 141H97V137L95 138ZM230 139V138H229ZM244 139V138H243ZM260 139V138H259ZM30 140H31V138H30ZM35 140H36V138H35ZM38 140H40V139H38ZM42 140V139H41ZM45 140V141H46ZM52 140H54V139H52ZM59 139H57V142H61V141H58ZM62 140V139H61ZM83 141H85V139H82ZM81 140V141H82ZM93 140V139H92ZM91 140V141H92ZM100 140L98 139V141L100 142ZM240 140V139H239ZM263 140V139H262ZM11 141H12V139H11ZM33 141H31L30 142V144H32L31 146H33L35 143H32ZM44 141V140H43ZM44 141V142H45ZM51 141V140H50ZM65 141V140H64ZM77 141H80V140H77ZM86 141V142H87ZM95 141L93 142V143H95ZM97 141V142H98ZM42 142V141H41ZM44 142H42V143H40V141L38 142V143H40V144H42L43 145V143ZM55 142H56V140H55ZM57 142L55 143V144H57ZM66 142V141H65ZM73 142V141H72ZM89 142V141H88ZM100 142V143H101ZM158 142V143H157ZM229 142V141H228ZM232 142V141H231ZM233 142H235L234 140H233ZM255 142H257L256 140H255ZM264 142V141H263ZM22 143V142H21ZM28 143H29V140L27 141V143L26 144H23V146L24 145H26V147H28ZM36 143H37V140H36ZM46 143V142H45ZM47 143H49V141L47 142ZM46 143V144H47ZM51 143V142H50ZM83 143V142H82ZM39 144V145H40ZM45 144V145H46ZM55 144H53V147L55 146ZM84 144V143H83ZM98 144V143H97ZM96 144V147H98V145ZM110 144V143H109ZM213 144V143H212ZM8 145V144H7ZM42 145L40 146V147H42ZM45 145H43V150H45L46 148H44V147H46ZM74 145V144H73ZM77 145V144H76ZM88 145H89V143H88ZM147 145V144H146ZM204 145V144H203ZM217 145V144H216ZM18 147L20 146V145H17ZM34 146H36V149L38 148L39 149V147H37L38 145L36 144V145H34ZM33 146V147H34ZM63 146V145H62ZM85 146H86V144H85ZM103 146V145H102ZM143 146V145H142ZM141 146V147H142ZM205 146V145H204ZM203 146V147H204ZM215 146V145H214ZM236 146V145H235ZM238 146V145H237ZM11 147V149L13 150H10L9 148ZM21 147V146H20ZM19 147V148H20ZM48 147V146H47ZM51 147V146H50ZM77 147V149H78V145L76 146ZM87 147V146H86ZM90 147V146H89ZM101 147V145H99V148ZM139 147V146H138ZM137 147V148H138ZM262 147V146H261ZM31 148V147H30ZM54 148H57V145L54 147ZM59 148V147H58ZM61 148V147H60ZM59 148V149H60ZM63 148H66L67 149V145H65ZM62 148V149H63ZM218 148V147H217ZM263 148V147H262ZM21 149H24V148H21ZM48 149V148H47ZM69 149V148H68ZM134 149V148H133ZM170 149V148H169ZM248 149V148H247ZM19 150V149H18ZM32 150H34L35 151V149L33 148ZM31 150V151H32ZM71 150V149H70ZM89 150L91 151V152H93L94 153V155H93V157H91V155H87V153L89 152ZM94 150V151H93ZM144 150H146V149H144ZM160 150V149H159ZM158 150V151H159ZM229 150V149H228ZM245 150V149H244ZM253 150V149H252ZM260 150V149H259ZM23 152H25V151H27V150H22ZM29 151V150H28ZM27 151V152H28ZM36 151H39V150H36ZM68 151V150H67ZM72 151V150H71ZM155 151H157V149L155 150ZM180 151V150H179ZM185 151V150H184ZM225 151V150H224ZM237 151V150H236ZM243 151V150H242ZM13 152V153H12ZM20 152H21V150H20ZM45 152H47L46 150H45ZM60 152V151H59ZM69 152V151H68ZM151 152H154V150H152ZM160 152V151H159ZM175 152H177V151H175ZM214 153H215V151H213ZM247 152V151H246ZM254 152V151H253ZM261 152V151H260ZM259 152V153H260ZM263 152V151H262ZM53 153V152H52ZM51 153V154H52ZM73 153V152H72ZM178 153V152H177ZM225 153H227V152H225ZM240 153H242V152H240ZM34 154V155H33ZM74 154V153H73ZM89 154V153H88ZM173 154V153H172ZM176 154V153H175ZM175 154H173V155H175ZM180 154V153H179ZM233 154V153H232ZM256 154H257V152H256ZM172 155V157H175V156H173ZM183 155V154H182ZM187 155V154H186ZM208 155V154H207ZM247 155V154H246ZM44 156V155H43ZM178 156V155H177ZM183 156H185V154L183 155ZM209 156V155H208ZM208 156H206V158L207 159H205V160H208L209 161V158H208ZM222 156H223V154H222ZM222 156H221V158H222ZM228 156V155H227ZM264 156V155H263ZM181 158V155L180 156H178V157H176V158ZM210 158H212L211 156H210ZM220 158V159H221ZM202 159H204V158H202ZM242 159V158H241ZM251 160V159H250ZM189 161V160H188ZM210 161L212 162V160L210 159ZM218 161V160H217ZM220 161V160H219ZM187 162V161H186ZM216 162V161H215ZM221 162V161H220ZM251 162V161H250ZM195 163V162H194ZM200 163V162H199ZM198 163V164H199ZM206 163V162H205ZM207 163H209V162H207ZM214 163V162H213ZM217 163V162H216ZM246 163H249V162H246ZM197 164V165H198ZM200 164H202V163H200ZM197 165H195L196 167H197ZM209 165V164H208ZM215 165H217V164H215ZM194 166V167H195ZM218 166V165H217ZM216 166V167H217ZM220 166V165H219ZM219 166H218V168H219ZM226 166H229V165H227V163H226ZM240 167H241V165H239ZM190 167V166H189ZM201 167V166H200ZM250 167V166H249ZM257 167V166H256ZM191 168H193V167H191ZM226 168V167H225ZM247 168V167H246ZM161 169V168H160ZM221 169V168H220ZM223 169V168H222ZM239 169V168H238ZM237 169V170H238ZM242 169V168H241ZM191 170V169H190ZM197 170V169H196ZM195 170V171H196ZM199 170H202V169H200L199 168ZM199 170H198V172H199ZM217 170V169H216ZM219 170V169H218ZM206 171V170H205ZM220 172H221V170H219ZM243 171V170H242ZM264 171V170H263ZM131 172V173H132ZM234 172V171H233ZM232 172V173H233ZM240 172V171H239ZM256 172V171H255ZM24 173V174H25ZM58 173V172H57ZM204 173V172H203ZM223 173V172H222ZM224 173H226V171L224 172ZM244 173V172H243ZM50 174V173H49ZM55 174V173H54ZM235 174V173H234ZM245 174V173H244ZM248 174V173H247ZM3 175V174H2ZM32 175H34V174H32ZM31 175V177L33 178V181H34V185H37L38 184V182H39V180L40 179H38V177L37 176H32ZM57 175V174H56ZM209 175V174H208ZM242 175V174H241ZM250 175V174H249ZM214 176V175H213ZM213 176H210V177H213ZM245 176V175H244ZM244 176H243V178H244ZM24 177H26V176H24ZM249 177V176H248ZM27 178V177H26ZM25 178V179H26ZM208 178V177H207ZM219 178V177H218ZM246 178V177H245ZM125 179V178H124ZM167 179H169V178H167ZM186 179V178H185ZM189 179V178H188ZM210 179V178H209ZM216 179V178H215ZM161 180V179H160ZM182 180V179H181ZM191 180V179H190ZM233 180V179H232ZM246 180V179H245ZM260 180V179H259ZM263 180V179H262ZM22 181H23V183H24V179L22 178ZM168 182V181H167ZM181 182V181H180ZM186 182H188V181H186ZM185 182V183H186ZM192 182V181H191ZM196 182V181H195ZM194 182V183H195ZM234 182V181H233ZM264 182V181H263ZM49 183H51L50 184V186H53V182H49ZM131 183V182H130ZM129 183V184H130ZM159 183V182H158ZM176 183V182H175ZM198 183H199V181H198ZM198 183H196V184H198ZM202 183V182H201ZM226 183H228V182H226ZM157 184V183H156ZM166 184V183H165ZM177 184V183H176ZM179 184H181V183H179ZM234 184H236V183H234ZM55 185V184H54ZM159 185V184H158ZM189 185V184H188ZM264 185V184H263ZM22 186V185H21ZM48 186V185H47ZM128 186V185H127ZM165 186H167V185H165ZM202 186V185H201ZM208 186V185H207ZM23 187V186H22ZM46 187V186H45ZM133 187V186H132ZM197 187V186H196ZM264 187V186H263ZM12 188V187H11ZM47 188V187H46ZM130 188V187H129ZM181 188V187H180ZM199 188H202V187H199ZM222 188V187H221ZM226 188V187H225ZM245 188V187H244ZM13 189L14 190H16L17 189V182L15 183L14 182V185H13ZM107 189V191H110V192H108V193H106L105 192V190ZM155 189V188H154ZM181 189H183V188H181ZM193 189H195V188H193ZM203 189V188H202ZM207 189H209V188H207ZM234 189V188H233ZM247 189V188H246ZM9 186L7 185V182H6V178H5V176L3 175V176H1L0 177V193L1 194H7L9 191ZM13 190V191H14ZM44 191H45V189H43ZM130 190H131V188H130ZM133 190V189H132ZM141 190V189H140ZM180 190V189H179ZM197 190V189H196ZM221 190V189H220ZM23 191V190H22ZM56 191V190H55ZM148 191H149V189H148ZM187 191V190H186ZM245 191V190H244ZM233 192H235V190L233 191ZM254 192V191H253ZM24 193V192H23ZM28 195H29V202L33 205L34 203H35V198H34V195H33V193L32 192H30V191H28ZM50 193H51V191H50ZM50 193H48V191L46 190V192H43V195L44 196H46V197H48V195H50ZM58 193V192H57ZM126 193V192H125ZM3 194V195H4ZM42 194V193H41ZM119 194V193H118ZM129 194H130V192H129ZM205 194H207L206 192H205ZM217 194V193H216ZM229 194V193H228ZM233 194V193H232ZM236 194V193H235ZM256 194V193H255ZM21 195V194H20ZM55 195V194H54ZM66 195V194H65ZM72 195V194H71ZM79 195V194H78ZM77 195V196H78ZM116 195V194H115ZM114 195V196H115ZM148 195H149V193H148ZM177 195V194H176ZM182 195V194H181ZM201 195V194H200ZM227 195V194H226ZM52 196V195H51ZM113 196V195H112ZM204 196V195H203ZM242 196V195H241ZM245 196V195H244ZM17 197V196H16ZM24 197V196H23ZM130 197V196H129ZM143 197V196H142ZM178 196H176V198H177ZM188 197V196H187ZM204 197H206V196H204ZM209 197V196H208ZM216 197V196H215ZM214 197V198H215ZM12 198V197H11ZM22 198V197H21ZM54 198H56V197H54ZM63 198V197H62ZM64 198H65V196H64ZM163 198H164V196H163ZM203 198V197H202ZM28 199V198H27ZM49 199V198H48ZM137 199V198H136ZM166 199V198H165ZM168 199V198H167ZM183 199V198H182ZM6 200V199H5ZM4 200V201H5ZM17 200V199H16ZM25 200H26V197H25ZM138 200V199H137ZM164 200V199H163ZM199 200V199H198ZM223 200H225V199H223ZM254 200V199H253ZM3 201V202H4ZM7 202H9V200H6ZM6 201L4 202V204L6 205ZM19 201V200H18ZM18 201H16V202H18ZM22 201V200H21ZM53 201V200H52ZM56 201V200H55ZM116 201V200H115ZM168 201V200H167ZM174 201H175V199H174ZM173 201V202H174ZM197 201V200H196ZM226 201V200H225ZM261 201V200H260ZM12 202H13V200H12ZM131 202V201H130ZM144 202V201H143ZM183 202V201H182ZM190 202V201H189ZM192 202V201H191ZM15 203V202H14ZM22 203V202H21ZM64 203V202H63ZM77 203V204H78ZM145 203V202H144ZM143 203V204H144ZM157 203V202H156ZM172 203V202H171ZM184 203V202H183ZM195 203V202H194ZM248 203H250V202H248ZM7 204H10V202L9 203H7ZM71 204V203H70ZM151 204V203H150ZM149 204V205H150ZM177 204V203H176ZM175 204V205H176ZM179 204V203H178ZM203 204V203H202ZM205 204V203H204ZM213 204V203H212ZM14 205V204H13ZM51 205V204H50ZM63 205V204H62ZM65 205V204H64ZM131 205V204H130ZM137 205V204H136ZM184 205V204H183ZM199 205H201L200 203H199ZM207 205V204H206ZM206 205H204L205 207H206ZM223 205V204H222ZM253 205V204H252ZM1 206V205H0ZM19 205H17V207H18ZM21 206V205H20ZM19 206V207H20ZM47 206V205H46ZM143 206V205H142ZM151 206V205H150ZM155 206H156V204H155ZM179 206H181V205H179ZM203 206V205H202ZM217 206V205H216ZM224 206V205H223ZM264 206V205H263ZM16 207V208H17ZM23 207V206H22ZM52 207H54V206H52ZM67 207V206H66ZM157 207V206H156ZM163 207V206H162ZM231 207H233V206H231ZM230 207V208H231ZM239 207V206H238ZM254 207V206H253ZM262 207V206H261ZM1 208H2V210L0 209V220L2 221V218H3V216H5V214L4 213H8V210L6 209V210H4L3 208H4V205L3 206H1ZM47 208V207H46ZM56 208V207H55ZM64 208H65V206H64ZM153 208V207H152ZM183 208V207H182ZM195 208V207H194ZM198 208V207H197ZM199 208H203V207H199ZM198 208V209H199ZM213 208V207H212ZM256 208V207H255ZM12 209V208H11ZM59 209H60V207H59ZM178 209V208H177ZM220 209V208H219ZM261 209V208H260ZM153 210V209H152ZM152 210H151V212H152ZM169 210V209H168ZM171 210V209H170ZM3 211H5V212H3ZM36 211V210H35ZM39 211V210H38ZM52 211V210H51ZM133 211V210H132ZM203 211V210H202ZM208 211V210H207ZM226 211V210H225ZM11 212V211H10ZM9 212V213H10ZM24 212H26V211H24ZM23 212V213H24ZM37 212V211H36ZM43 212V211H42ZM60 212V211H59ZM150 212V213H151ZM167 212V211H166ZM184 212V211H183ZM198 212V211H197ZM209 212V211H208ZM230 212V211H229ZM8 213V214H9ZM17 213V212H16ZM22 213V214H23ZM40 213H41V211H40ZM46 213V212H45ZM56 213V212H55ZM100 213V214H101ZM201 213V212H200ZM199 213V214H200ZM202 213H204V211L202 212ZM205 213H207V212H205ZM215 213H216V211H215ZM219 213H220V211H219ZM11 214V213H10ZM20 214V213H19ZM67 214H68V212H67ZM137 214V213H136ZM136 214H135V216H136ZM153 214V213H152ZM170 214V213H169ZM199 214H198V216H199ZM210 214V213H209ZM208 213H207V215H209ZM213 214V213H212ZM231 214V213H230ZM44 215V214H43ZM156 215V214H155ZM194 215V214H193ZM215 215V214H214ZM220 214H218V216H219ZM249 215V214H248ZM251 215V214H250ZM256 215V214H255ZM7 216V215H6ZM23 216V215H22ZM56 216V215H55ZM70 216V215H69ZM99 216V215H98ZM135 216H133V217H135ZM172 216H173V214H172ZM185 216V215H184ZM231 216V215H230ZM233 216V215H232ZM247 216V215H246ZM29 217H30V215H29ZM57 217V216H56ZM110 217H113V216H110ZM109 217V218H110ZM154 217H156V216H154ZM166 217V216H165ZM171 217V216H170ZM179 217H181L180 216V214H179ZM209 217V216H208ZM211 217V216H210ZM216 217V216H215ZM221 217V216H220ZM240 217V216H239ZM256 217V216H255ZM254 217V218H255ZM74 218V217H73ZM106 218H107V216H106ZM176 219H177V217H175ZM174 218V219H175ZM183 218V217H182ZM185 218V217H184ZM205 218V217H204ZM224 218V217H223ZM227 218H229V217H226V219ZM235 218V217H234ZM238 218V217H237ZM236 218V219H237ZM243 218H244V220H246L245 219V217L243 216ZM259 218H260V216H259ZM17 219V218H16ZM32 219H34V218H32ZM59 219V218H58ZM62 219H63V217H62ZM72 219V218H71ZM105 219V218H104ZM159 219V218H158ZM171 219H172V217L169 219V221H171ZM212 219V218H211ZM215 218H213V221L212 222H214L215 220H214ZM222 219V218H221ZM230 219V218H229ZM8 220V219H7ZM45 220V219H44ZM103 220V219H102ZM166 219H164V221H165ZM199 220V219H198ZM205 220V219H204ZM207 220V219H206ZM218 220V219H217ZM228 220V219H227ZM250 220V219H249ZM5 221V220H4ZM13 221V220H12ZM38 221H39V219H38ZM41 221H43V219L41 220ZM40 221V222H41ZM63 221V220H62ZM65 221V220H64ZM133 221V220H132ZM132 221H130V222H132ZM137 221V220H136ZM156 221V220H155ZM168 221V220H167ZM168 221V222H169ZM194 221V220H193ZM208 221H210V219L208 220ZM220 221V220H219ZM221 221H224V220H221ZM220 221V222H221ZM260 220L258 219V221L256 220L255 222H259ZM36 222H37V220H36ZM56 222V221H55ZM71 222H72V220H71ZM146 222H147V219H146ZM152 222V221H151ZM197 222V221H196ZM42 223H45V222H42ZM104 223V222H103ZM134 223V222H133ZM133 223H131V224H133ZM136 223V222H135ZM163 223V222H162ZM165 223H167V222H165ZM183 223V222H182ZM208 223V222H207ZM225 223V222H224ZM253 223V222H252ZM30 224V223H29ZM37 224V223H36ZM212 224V223H211ZM214 224V223H213ZM249 224V223H248ZM260 224H261V222H260ZM30 225H32V224H30ZM43 225V224H42ZM146 225V224H145ZM178 225V224H177ZM183 225V224H182ZM251 225V224H250ZM257 225H258V223H257ZM261 225H263V224H261ZM260 225V226H261ZM11 226V225H10ZM12 226H14V225H12ZM33 226V225H32ZM56 226V225H55ZM59 227H60V225H58ZM126 226V225H125ZM128 226V225H127ZM142 226V225H141ZM140 226V227H141ZM152 226H154V225H152ZM205 226V225H204ZM210 226V225H209ZM213 226V225H212ZM234 226V225H233ZM260 226L258 225V227L260 228ZM30 227V226H29ZM70 227V226H69ZM186 227V226H185ZM215 227V226H214ZM222 227V226H221ZM225 227H226V225H225ZM236 227V226H235ZM234 227V228H235ZM257 227V226H256ZM35 228V227H34ZM47 228V227H46ZM83 228V227H82ZM94 228V227H93ZM198 228V227H197ZM204 228V227H203ZM213 228V227H212ZM219 228V227H218ZM228 228V227H227ZM247 228V227H246ZM253 228V227H252ZM262 228H264V226L262 227ZM261 228V229H262ZM13 229V228H12ZM28 229V228H27ZM50 229V228H49ZM91 229H92V227H91ZM134 229V228H133ZM144 229V228H143ZM184 229V228H183ZM187 229V228H186ZM216 229V228H215ZM229 229V228H228ZM233 229V228H232ZM118 230V229H117ZM116 230V231H117ZM129 230V229H128ZM208 230H210V228L208 229ZM263 230V229H262ZM261 230V231H262ZM170 231V230H169ZM173 231V230H172ZM212 231V230H211ZM225 231H227V229L225 230ZM240 231V230H239ZM245 231V230H244ZM130 232H131V230H130ZM129 232V233H130ZM186 232V231H185ZM206 232H207V230H206ZM213 232H215V231H213ZM241 232V231H240ZM239 232V233H240ZM259 232H260V229H259ZM3 233H4V230H3ZM46 233V232H45ZM94 233V232H93ZM119 234L121 233V232H118ZM124 233V232H123ZM156 233V232H155ZM158 233V232H157ZM164 233V232H163ZM166 233V232H165ZM164 233V234H165ZM179 233H180V231H179ZM179 233H178V235H179ZM211 233V232H210ZM219 233V232H218ZM236 233V232H235ZM248 233V232H247ZM263 233V232H262ZM1 234V233H0ZM25 234V233H24ZM27 234V233H26ZM72 234V233H71ZM73 234H74V232H73ZM168 234H170V233H168ZM174 234V233H173ZM192 234V233H191ZM246 234V233H245ZM255 234V233H254ZM264 234V233H263ZM95 235V234H94ZM99 235V234H98ZM128 235V234H127ZM158 235V234H157ZM160 235V234H159ZM172 235V234H171ZM181 235V237H182V234H180ZM207 235V234H206ZM224 235L226 236V232L224 233ZM224 235H222L221 236V240H222V237L224 236ZM228 235V234H227ZM232 235H234L235 237L236 236H238L237 234H232ZM247 235H249V234H247ZM259 235V234H258ZM83 236H86V235H82V237ZM97 236V235H96ZM140 237L139 236V233H133L132 234V238L133 237ZM168 237L170 236V235H167ZM176 235L174 234V236L172 235L170 238H169V242L167 243V244H169V248H171L172 250L174 249V247H176V244L172 241V238L173 237H175ZM211 236H212V234H211ZM230 236V235H229ZM234 236L232 237L233 239H235L234 238ZM241 236V235H240ZM239 236V237H240ZM246 236V235H245ZM28 237V236H27ZM128 237H131V236H129L128 235ZM146 237V236H145ZM144 237V238H145ZM152 237H154V236H152ZM151 237V238H152ZM181 237H180V239H181ZM190 237V236H189ZM220 237V236H219ZM237 238L238 240H242V238ZM242 237V236H241ZM249 237V236H248ZM264 237V236H263ZM262 237V238H263ZM147 238V237H146ZM161 238V237H160ZM176 238V237H175ZM183 238V237H182ZM207 238V237H206ZM254 238V237H253ZM252 238V239H253ZM257 238H259V237H257ZM94 239V238H93ZM139 239V238H138ZM149 239V238H148ZM178 239H179V237H178ZM178 239H176V240H178ZM223 239H224V237H223ZM230 239V238H229ZM229 239H226V240H229ZM233 239H232V242H233ZM245 237H244V242H245ZM248 239V238H247ZM255 239V238H254ZM116 240V239H115ZM147 240V239H146ZM155 240H157V239H155ZM182 240V239H181ZM202 240V239H201ZM205 240V239H204ZM256 240V239H255ZM52 241V240H51ZM145 241V240H144ZM154 241V240H153ZM152 241V242H153ZM200 241V240H199ZM208 241H209V239H208ZM231 241V240H230ZM45 242V241H44ZM134 242H135V239H134ZM146 242V241H145ZM161 242H162V240H160V242H159V244H161ZM198 242V241H197ZM242 242H243V240H242ZM246 242H247V240H246ZM251 242V241H250ZM253 242V241H252ZM116 243V242H115ZM129 243V242H128ZM151 243V242H150ZM156 243V244H155ZM155 243H152L153 244V248L155 247V246H157V242H155ZM182 243V242H181ZM184 243V242H183ZM189 243V242H188ZM203 243H204V241H203ZM230 243V242H229ZM234 243V242H233ZM237 243V242H236ZM112 244V243H111ZM134 244V243H133ZM132 244V245H133ZM145 244H147V243H145ZM151 244V245H152ZM180 244V243H179ZM191 244V243H190ZM45 245V244H44ZM88 245H90V244H88ZM106 245V244H105ZM144 245V244H143ZM185 245V244H184ZM192 245V244H191ZM199 245V244H198ZM238 245V244H237ZM97 246V245H96ZM110 246V245H109ZM120 246V245H119ZM147 246V245H146ZM149 246H150V244H149ZM201 246V245H200ZM204 246V245H203ZM202 246V247H203ZM227 246V245H226ZM244 246V245H243ZM44 247H46V245L44 246ZM43 247V248H44ZM90 247V246H89ZM104 247V246H103ZM159 247H161L160 245H158V248ZM206 247V246H205ZM228 247V246H227ZM73 248H74V246H73ZM96 248V247H95ZM138 248H140V247H138ZM198 248V247H197ZM102 249V248H101ZM104 249V248H103ZM114 249V248H113ZM129 249V248H128ZM145 249H147V248H145ZM164 249V248H163ZM199 249V248H198ZM204 249V248H203ZM206 249V248H205ZM149 250H150V248H149ZM152 250V249H151ZM171 250V251H172ZM186 250V249H185ZM228 250V249H227ZM231 250V249H230ZM229 250V251H230ZM0 251H2V250H0ZM33 251V250H32ZM38 251H39V249H38ZM58 251V250H57ZM79 251V250H78ZM136 251H137V249H136ZM139 252H140V249L138 250ZM146 251H148V250H146ZM192 251V250H191ZM190 251V252H191ZM237 251V250H236ZM58 252H63L61 249H60V251H58ZM120 252V251H119ZM144 252H145V250H144ZM164 252H165V250H164ZM189 252V253H190ZM234 251L232 250V253H233ZM114 253V252H113ZM112 253V254H113ZM131 253V252H130ZM195 253V252H194ZM210 253L211 252H209V255H210ZM235 253V252H234ZM2 254L3 253H0V257H2ZM38 254V253H37ZM58 254V253H57ZM118 254V253H117ZM120 254V253H119ZM133 254V253H132ZM135 254H137V253H134V255ZM143 254V253H142ZM146 254V253H145ZM213 254V253H212ZM29 255V254H28ZM94 255V254H93ZM114 255V254H113ZM116 255V254H115ZM147 255V254H146ZM151 255H152V253H151ZM208 255V256H209ZM9 256H10V254H9ZM9 256H7V257H9ZM33 256V255H32ZM82 256V255H81ZM148 256V255H147ZM147 256H146V258H147ZM153 256V255H152ZM154 256H155V254H154ZM193 256V255H192ZM93 257V256H92ZM91 257V258H92ZM115 257V256H114ZM117 257H118V255H117ZM121 257V256H120ZM119 257V258H120ZM135 258H136V256H134ZM141 257V256H140ZM156 257V256H155ZM14 258V257H13ZM32 258V257H31ZM95 258V257H94ZM110 258V257H109ZM143 258V257H142ZM7 259V258H6ZM105 259V258H104ZM138 260L140 259V258H137ZM196 259H197V257H196ZM1 260H3V259H1ZM141 260V259H140ZM8 261V260H7ZM13 261V260H12ZM24 261V260H23ZM36 261V260H35ZM163 261H164V259H163ZM173 261V260H172ZM198 261V260H197ZM200 261V260H199ZM198 261V262H199ZM203 261V260H202ZM209 261V260H208ZM207 261V262H208ZM213 261V260H212ZM40 262V261H39ZM43 262V261H42ZM107 262V261H106ZM165 262V261H164ZM194 262H195V260H194ZM44 264H45V262H43ZM147 263V262H146ZM189 263V262H188ZM225 263V262H224ZM9 264H11V263H9ZM25 264H26V262H25ZM28 264V263H27ZM47 264V263H46ZM151 264V263H150ZM164 264H168V263H164ZM171 264V263H170ZM184 264V263H183ZM190 264H192V263H190ZM196 264V263H195Z\"/></svg>","mask_w":264,"mask_h":264}]
</instances>
